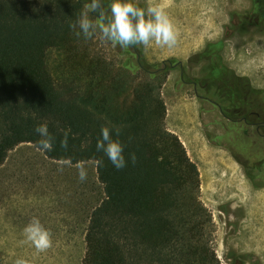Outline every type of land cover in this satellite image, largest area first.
<instances>
[{"label":"trees","instance_id":"1","mask_svg":"<svg viewBox=\"0 0 264 264\" xmlns=\"http://www.w3.org/2000/svg\"><path fill=\"white\" fill-rule=\"evenodd\" d=\"M113 1L97 0L99 16L90 14L114 27ZM127 1L126 42L138 34L133 9L143 6ZM253 5L264 9V0ZM84 11L80 0H0V169L22 144L54 162L96 164L82 264H222L198 165L166 127L156 84L176 60L164 66L141 57L136 67L128 60L117 68L107 58H90L77 36ZM224 46L209 42L196 55L209 61L203 83L229 90L233 76L247 80L240 87H252L224 62ZM52 49L63 55L55 71L47 59ZM139 69L150 78L139 81Z\"/></svg>","mask_w":264,"mask_h":264},{"label":"rangeland","instance_id":"2","mask_svg":"<svg viewBox=\"0 0 264 264\" xmlns=\"http://www.w3.org/2000/svg\"><path fill=\"white\" fill-rule=\"evenodd\" d=\"M129 1L145 6L137 22L141 30L136 31L141 34L137 50L145 61H179L186 80L192 81L182 83L177 68L156 84L167 109L166 127L198 165L201 200L212 215L214 247L221 263L264 264V159L243 147L247 151L242 163L217 141L232 128L213 102L226 101L219 95L220 84H202L210 71L209 61L191 58L207 43L223 40L224 62L239 76L248 77L252 87L264 90L263 5L256 9L254 0ZM96 2L84 5L82 30L77 34L90 58H107L117 68L128 60L138 66L132 49L123 47L118 34L90 14ZM112 7L129 28L131 12L119 0ZM59 58L63 55L57 49L47 54L54 71ZM136 77L150 78L143 69L136 71ZM251 137L264 144L262 138ZM95 166L51 161L30 144L10 153L0 169V264H82L86 250L82 223Z\"/></svg>","mask_w":264,"mask_h":264},{"label":"flooded vegetation","instance_id":"3","mask_svg":"<svg viewBox=\"0 0 264 264\" xmlns=\"http://www.w3.org/2000/svg\"><path fill=\"white\" fill-rule=\"evenodd\" d=\"M80 1L83 5L96 2L95 0ZM119 2L122 5H129L127 0H119ZM98 9L99 3L96 2V7L94 10H92V13L99 16ZM133 10L139 13V17L141 13L145 11V6L135 7ZM103 26H105L109 32L113 30L115 34H118V41L120 44L125 48H131L132 53L136 56V58L143 57L142 53L135 48V45H137L141 40V34L133 35L130 39L131 41H128L129 43L122 39L123 29L125 27L123 19L116 18L114 27L111 26L110 23H106ZM133 27H135L137 31L141 30V25H139L137 22L133 24ZM191 58L205 57L194 56ZM167 61L169 60L162 61L164 66ZM167 64H169L171 67H174L173 70L177 68L180 69V80L182 83L192 82L190 80H186L184 66L181 62H167ZM229 78H231L230 81L233 86L229 90L225 88H220L218 90L219 95L222 96L226 103L223 104L213 102V104L225 117L229 119L232 131L227 135L218 138L217 141L220 144L227 146V149L233 154V156L238 158L240 161L241 158L245 156V151L249 149L256 152V157L261 161L264 159V144L261 146L259 143H256V139L251 137V134L255 137L262 138L264 141V90L248 87L247 85L245 87H240L239 85L246 84V79H240L233 76H229ZM193 83H195V81ZM198 83L199 82H197V84ZM202 84L204 83L202 82ZM236 90H239V93H237ZM235 95L238 97H235ZM200 99L202 100L203 97ZM240 143H243V146L239 145ZM243 147L247 150L244 151ZM241 162L244 163L243 161ZM261 175L264 182V162L262 164Z\"/></svg>","mask_w":264,"mask_h":264},{"label":"bare ground","instance_id":"4","mask_svg":"<svg viewBox=\"0 0 264 264\" xmlns=\"http://www.w3.org/2000/svg\"><path fill=\"white\" fill-rule=\"evenodd\" d=\"M187 51H188V50H187ZM185 52H186V51H185ZM184 54H186V53H184ZM187 54H188V52H187ZM187 54H186V55H187ZM183 56H184V55H183ZM249 64H250V63H249ZM253 66H254V65H253ZM250 247H251V246H250ZM247 248H248V247H247ZM259 248H260V247H259ZM259 248H258V249H259ZM261 248H262V247H261ZM250 249H252V247H251ZM251 251H253V250H251ZM255 251H257V249H255Z\"/></svg>","mask_w":264,"mask_h":264}]
</instances>
